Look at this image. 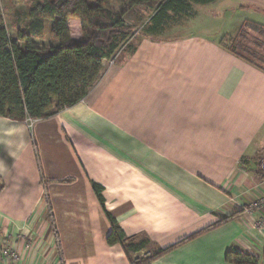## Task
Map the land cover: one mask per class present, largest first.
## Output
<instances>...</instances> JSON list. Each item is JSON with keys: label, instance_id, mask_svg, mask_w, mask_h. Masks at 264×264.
Returning <instances> with one entry per match:
<instances>
[{"label": "crops", "instance_id": "1", "mask_svg": "<svg viewBox=\"0 0 264 264\" xmlns=\"http://www.w3.org/2000/svg\"><path fill=\"white\" fill-rule=\"evenodd\" d=\"M154 15L125 13L143 31L74 106L31 127L0 117V238L24 254L9 264H129L106 242L105 212L127 239L149 240L140 258L241 212L151 264L260 259L264 207L246 209L264 197V66L220 39L264 29V0L189 1ZM224 15L231 33L213 29Z\"/></svg>", "mask_w": 264, "mask_h": 264}, {"label": "trees", "instance_id": "2", "mask_svg": "<svg viewBox=\"0 0 264 264\" xmlns=\"http://www.w3.org/2000/svg\"><path fill=\"white\" fill-rule=\"evenodd\" d=\"M189 1L205 4L213 0H37L27 11L31 20L30 34L21 33L16 39L9 37L0 21V117L24 122L26 118L44 119L74 106L94 86L103 72V64L114 59L128 45L134 30L125 25L123 16L129 8L141 6L154 10L155 20L160 22L170 10L185 11ZM115 4L123 9L113 12L111 6ZM47 20L52 21L50 32L58 45L40 48L30 37L42 31ZM74 22L85 24L76 35H72L68 27ZM18 40L23 45L20 46ZM92 186L103 205L102 188L95 184ZM105 213L110 224L106 242L109 246L119 245L129 264H151L199 234L241 215V212H235L223 217L171 247L132 261V256L146 247L149 240L141 238L135 243L127 239L117 222ZM48 218L54 226L51 213ZM58 244L55 232L57 250ZM225 262L264 264V245L260 259L227 252Z\"/></svg>", "mask_w": 264, "mask_h": 264}, {"label": "rangeland", "instance_id": "3", "mask_svg": "<svg viewBox=\"0 0 264 264\" xmlns=\"http://www.w3.org/2000/svg\"><path fill=\"white\" fill-rule=\"evenodd\" d=\"M36 1L37 0H0V21L6 29L10 38L16 39L21 33L25 35L30 34L29 29L31 20L28 17L27 11L30 7L33 6ZM111 9L112 11L119 12L123 8L115 4L111 6ZM209 11L210 10H208V13L211 14ZM213 22V29L215 30L222 31L228 29V31L231 33L232 30L235 29V20L229 15H224L223 17L221 16V18L216 19ZM51 25L52 21L47 20L42 31L38 32L36 35H33L34 37H30L31 41L40 48L56 47L58 43L51 35ZM126 26L134 30L133 36L130 38L128 45L118 52L115 57L114 64H116L118 61H120L130 53V48L137 41V37H139L137 35H140L139 33L143 31V29L139 28L140 25L135 26V24L132 23V25L129 24ZM68 27L71 34L76 35L79 30L85 27V24L74 22L69 24ZM220 42L225 47H228L230 51L233 50L236 53L248 58L249 60H252L257 64L264 66V29L257 27L246 28L241 33V36H239L237 39L222 37L220 39ZM18 44L21 46L23 45V42L21 40H18ZM109 67L110 65L105 63L103 65V71ZM25 245H28V248L24 250V252H27L30 247L28 243H25ZM135 256H132V261H135V259H137ZM46 264H51V262H48Z\"/></svg>", "mask_w": 264, "mask_h": 264}, {"label": "built area", "instance_id": "4", "mask_svg": "<svg viewBox=\"0 0 264 264\" xmlns=\"http://www.w3.org/2000/svg\"><path fill=\"white\" fill-rule=\"evenodd\" d=\"M114 61H115V58L110 60V61H106L105 63L111 66L114 64ZM33 122H34V120L26 118L24 121V124L27 125L28 127H31ZM260 167L264 170V160L262 161ZM262 207H264V197L252 202L250 204V206L248 207V209H246V212L251 213L254 210L260 209ZM261 224H263V223H261ZM27 248H28V245L24 244L23 245V251L26 250ZM22 258H23V253H21L16 248H12L10 246H7L6 241L0 238V264H9L10 262L19 263L22 261Z\"/></svg>", "mask_w": 264, "mask_h": 264}]
</instances>
